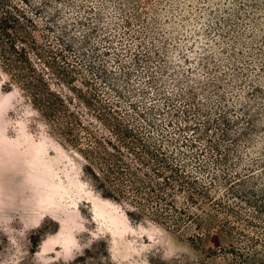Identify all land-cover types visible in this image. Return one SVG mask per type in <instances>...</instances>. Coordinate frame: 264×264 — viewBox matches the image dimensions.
<instances>
[{
	"label": "rangeland",
	"instance_id": "1",
	"mask_svg": "<svg viewBox=\"0 0 264 264\" xmlns=\"http://www.w3.org/2000/svg\"><path fill=\"white\" fill-rule=\"evenodd\" d=\"M28 1L39 33L210 199L200 229L164 204L167 220L129 217L0 67V264H195L209 227L224 231L214 247L264 242V0Z\"/></svg>",
	"mask_w": 264,
	"mask_h": 264
},
{
	"label": "trees",
	"instance_id": "2",
	"mask_svg": "<svg viewBox=\"0 0 264 264\" xmlns=\"http://www.w3.org/2000/svg\"><path fill=\"white\" fill-rule=\"evenodd\" d=\"M34 14L38 17L41 12L28 0H0V67L9 76V83L26 93L63 143L79 150L86 161L84 170L97 189L124 204L129 217L153 215L167 220L162 213L164 204L184 215L175 219L176 227L187 218L203 228L204 221L194 212H205L202 203L210 199L205 185L191 181L185 165L168 153L162 141L117 102L105 97L47 33L40 34ZM182 196L184 205H178ZM146 201L159 206L157 211H151L153 206L150 208ZM263 206H259L261 213ZM215 229H206L205 237L195 236L207 259L222 252L229 264H264V249H256L264 246L263 240L239 231L236 233L250 242L247 247L241 243L239 247L218 248L209 243L224 231ZM232 229L226 236L233 237L235 227ZM207 259L195 264H208Z\"/></svg>",
	"mask_w": 264,
	"mask_h": 264
}]
</instances>
